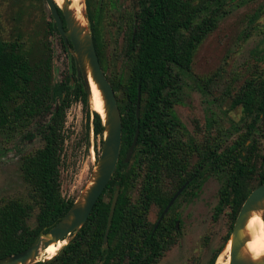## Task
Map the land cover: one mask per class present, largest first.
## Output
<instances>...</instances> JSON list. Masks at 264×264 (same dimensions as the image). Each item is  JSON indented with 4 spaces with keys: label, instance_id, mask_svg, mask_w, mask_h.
I'll return each mask as SVG.
<instances>
[{
    "label": "trees",
    "instance_id": "trees-1",
    "mask_svg": "<svg viewBox=\"0 0 264 264\" xmlns=\"http://www.w3.org/2000/svg\"><path fill=\"white\" fill-rule=\"evenodd\" d=\"M228 4V0H135L134 10H125L122 16L126 25L121 65L109 72L91 0H85L96 53L121 113L120 155L87 221L57 254L32 264H158L176 242L173 220L179 219L178 198L155 229V221L148 220L150 209L155 206L160 213L185 181L181 195L194 196L210 176L222 177L212 218L216 220L227 209L233 226L244 199L264 182V66L253 63L244 73L233 74L225 87L229 94L231 86L242 80L230 105L240 107L245 129L229 144L214 138L198 148L191 137L183 140V124L174 112L176 100L172 98L179 74L191 70L197 46L216 28ZM46 32L58 33L52 18ZM60 39L65 50L71 47L70 40L66 45ZM71 60L70 74L55 81L49 43L26 47L22 40L4 39L0 22V135L6 141L35 137L42 141L20 158L25 194L0 199V257L27 248L42 228L49 229L74 202L62 196L60 180L66 112L73 100L80 99L88 119L92 116V130L102 148V118L89 109L83 79L77 75L72 56ZM220 77L218 73L203 79L202 88L209 92V85ZM136 128L137 142L125 162ZM193 154L196 159L190 164ZM142 164L145 172L133 199L130 190ZM116 185L118 199L104 242ZM228 238L229 233L223 244ZM221 246L205 264L215 263Z\"/></svg>",
    "mask_w": 264,
    "mask_h": 264
},
{
    "label": "rangeland",
    "instance_id": "rangeland-1",
    "mask_svg": "<svg viewBox=\"0 0 264 264\" xmlns=\"http://www.w3.org/2000/svg\"><path fill=\"white\" fill-rule=\"evenodd\" d=\"M228 3L216 28L197 46L191 70L179 74L178 87L172 95L176 100L174 112L183 124L182 139L191 137L198 148L214 138L222 145L229 144L245 129L240 107L230 105L242 80L231 86L229 94L225 87L233 74L244 73L253 63H258L259 68L264 66V0H228ZM91 5L108 71H117L121 65L126 25L122 16L125 10H134L135 0H91ZM83 11L87 14L86 5ZM50 20L44 0H0L2 37L22 40L26 47L49 43L54 80L61 81L70 74L73 55L69 46L66 50L62 47L58 33L47 34ZM85 26L91 32L87 17ZM218 73L221 77L209 85L210 91L203 89V79ZM89 109L93 110L90 98ZM64 135L61 194L75 202L92 182L101 150L99 138L92 130V116L88 119L80 99L73 100L67 109ZM41 144L39 137L6 141L0 135V199L25 194L20 158ZM262 149L264 153V146ZM195 159L193 154L190 164ZM144 167V164L139 167V176L130 190L133 199L139 193ZM221 183V176H210L191 201L178 202L176 210L182 221L176 242L158 264H205L221 245L224 246V237L232 230L229 213L226 209L216 220L212 218ZM156 216L157 208L153 206L148 218L154 222Z\"/></svg>",
    "mask_w": 264,
    "mask_h": 264
},
{
    "label": "water",
    "instance_id": "water-1",
    "mask_svg": "<svg viewBox=\"0 0 264 264\" xmlns=\"http://www.w3.org/2000/svg\"><path fill=\"white\" fill-rule=\"evenodd\" d=\"M44 2L64 43L67 45V41L70 40L71 47L68 50L73 55L77 75L78 77H82L88 97L90 98L91 88L88 80L87 68H89L90 75L101 93L104 101L105 115L102 116L99 112L98 113L100 114L104 125L103 145L97 160L94 178L92 182L86 187L81 199L73 202L68 211L49 229L46 230V227L42 228L34 238L33 242L27 248L16 253L0 257V264H32L40 260L43 261L50 259L55 254H57V252L68 242L69 236L76 232L87 221L93 206L111 179L116 169L120 155L122 135L121 113L117 104L113 87L100 65L92 34L90 30L86 28L85 24L82 25L75 19L73 11L69 8V0H64L61 5H57L54 0H44ZM83 16L84 18L87 17V14L84 13V11ZM140 99L141 92L140 86H138L135 107L137 119L139 117ZM138 131V128H136L132 142L124 158L125 162H128L133 154L138 138ZM184 186L178 189V191L172 196L165 207L164 212H166L167 209L172 205ZM118 194L119 186L117 185L112 195L107 216L104 242L107 240L111 219L118 199ZM257 208L264 209V182L255 187L247 195L237 213L229 238L224 244L225 246L226 243L231 240V246L229 250V264H264V260L260 262H253L244 259L240 255V249L244 245V238L241 236L240 231L244 226L248 213L251 210ZM66 239L67 241L53 256L49 258H40V253L48 245L53 242Z\"/></svg>",
    "mask_w": 264,
    "mask_h": 264
},
{
    "label": "bare ground",
    "instance_id": "bare-ground-1",
    "mask_svg": "<svg viewBox=\"0 0 264 264\" xmlns=\"http://www.w3.org/2000/svg\"><path fill=\"white\" fill-rule=\"evenodd\" d=\"M57 5H61L64 0H54ZM69 8L73 11L75 19L82 25L85 24L83 18L84 0H69ZM88 80L91 88L90 102L93 110L105 115L104 101L96 83L93 81L89 68H87ZM264 209H253L248 213L246 221L240 233L244 238V245L240 249V255L247 260L260 262L264 260ZM66 240L53 242L48 245L41 253L40 258H49L53 256ZM231 240H229L220 254L215 264H229V250Z\"/></svg>",
    "mask_w": 264,
    "mask_h": 264
},
{
    "label": "flooded vegetation",
    "instance_id": "flooded-vegetation-1",
    "mask_svg": "<svg viewBox=\"0 0 264 264\" xmlns=\"http://www.w3.org/2000/svg\"><path fill=\"white\" fill-rule=\"evenodd\" d=\"M187 182L188 181H185L178 189H180L182 186H184V184H185V186L183 187V189H182V191L179 193V195L176 197V199L178 198V202L179 201H181V200H184V202H188V201H191V198L193 197L192 196V194L191 193H188V194H183V195H181L182 193H183V190H184V188L186 187V184H187ZM117 186V185H116ZM202 186V185H201ZM201 186H200V188H201ZM116 188V187H115ZM200 188H198L197 190H196V193L199 191V189ZM178 189L176 190V192L178 191ZM175 192V193H176ZM174 193V194H175ZM173 194V195H174ZM172 198V197H171ZM170 198V199H171ZM175 199V200H176ZM174 200V201H175ZM169 202V201H168ZM174 203V202H173ZM172 203V204H173ZM168 204V203H167ZM167 204H166V206H167ZM165 206V207H166ZM172 206V205H171ZM170 206V207H171ZM165 207H163V209L161 210V212L159 213V211H158V208H157V216H156V219H155V227H154V229L157 227V225L159 224V222L161 221V219L166 215V213L168 212V210H169V208L167 209V211L166 212H164V209H165ZM150 212V211H149ZM178 212V211H177ZM148 216H149V213H148ZM178 217H179V219H174L173 220V225H174V228H175V230L178 232L179 231V229H180V224H181V221H182V219H181V215L179 214V212H178ZM148 220L151 222V220H150V218H148Z\"/></svg>",
    "mask_w": 264,
    "mask_h": 264
}]
</instances>
